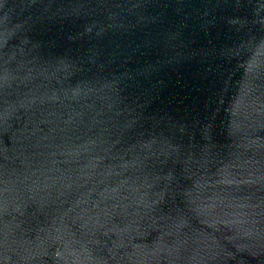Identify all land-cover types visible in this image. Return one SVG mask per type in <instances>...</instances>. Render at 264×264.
I'll use <instances>...</instances> for the list:
<instances>
[{
  "label": "water",
  "instance_id": "95a60500",
  "mask_svg": "<svg viewBox=\"0 0 264 264\" xmlns=\"http://www.w3.org/2000/svg\"><path fill=\"white\" fill-rule=\"evenodd\" d=\"M0 264H264V0H0Z\"/></svg>",
  "mask_w": 264,
  "mask_h": 264
}]
</instances>
